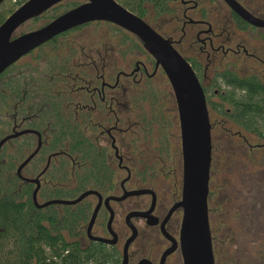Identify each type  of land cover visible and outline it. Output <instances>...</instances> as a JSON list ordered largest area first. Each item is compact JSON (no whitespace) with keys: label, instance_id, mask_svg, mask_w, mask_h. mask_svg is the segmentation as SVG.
Returning <instances> with one entry per match:
<instances>
[{"label":"flooded vegetation","instance_id":"1","mask_svg":"<svg viewBox=\"0 0 264 264\" xmlns=\"http://www.w3.org/2000/svg\"><path fill=\"white\" fill-rule=\"evenodd\" d=\"M65 1L68 0L33 19L58 11ZM115 1L129 10L121 0ZM219 1L222 10L216 9L217 0H161L165 7L158 12L150 0H144V15L129 11L169 40L190 64L205 93L207 109L221 116V122L229 126L227 134L242 138L244 131L254 135L258 142L249 147L264 152L261 118L262 112L264 115V26L248 22L224 0ZM235 1L253 17L264 20L263 7H252V0ZM84 2L73 3L77 6ZM151 10L159 16L174 14L176 26L169 34H163L145 20ZM93 25L113 27L123 35L122 44L130 51L128 54L137 53L139 58L120 67L114 56L117 46L106 43L102 34L93 39L89 31L83 32ZM79 31H82L80 37H74ZM141 55L145 58L141 59ZM24 57L29 60L16 66ZM5 71L0 76V111H4L8 121L0 137V141L8 137L0 146V179L4 189L11 185L8 178H13L19 201L29 198L38 212H54L61 220L69 212L71 218L60 230L63 238L78 242L82 249L101 247L111 251L117 264H123L124 246L133 226L136 236L127 248L126 264H139L143 259L157 264L171 245L161 231L164 220L165 232L179 238L182 207H175L170 214L169 211L181 200L183 156L178 109L171 88L180 137L179 165L173 164V156H178L177 142L173 147L169 134L165 133L171 122L166 118L167 107L162 104L163 93L153 81L158 74L167 77L142 41L111 22L90 21L55 35ZM131 87H139L138 95L130 93ZM206 93L217 95L218 100H210ZM245 102L252 108L256 103L260 113L251 116V121L247 115L238 121L237 113L245 111L242 106ZM208 114L210 182L215 122H211L209 111ZM242 139L248 143L246 138ZM10 143L15 147L8 151ZM149 177H162L163 182L156 186L148 182ZM170 177L174 180L166 181ZM262 180L261 174L257 185L261 193ZM136 190L148 192L129 194ZM85 192L91 193L75 204L40 206L51 200H74ZM123 195L126 196L120 198ZM144 197H148V204L142 203ZM209 197L210 189L207 203L211 233ZM153 203L150 216L157 218L156 225H148L147 218H128L132 212L147 211ZM139 224L153 231L147 237L154 241V252L150 254L141 252L138 240L143 236ZM134 244L138 250L132 253ZM175 253L181 257L179 246L166 257L164 264Z\"/></svg>","mask_w":264,"mask_h":264},{"label":"water","instance_id":"2","mask_svg":"<svg viewBox=\"0 0 264 264\" xmlns=\"http://www.w3.org/2000/svg\"><path fill=\"white\" fill-rule=\"evenodd\" d=\"M62 1L64 0H26L5 18L0 24V75L22 56L55 35L90 21H108L135 34L155 59L156 66H161L164 71L175 96L180 124L183 156L182 196L169 214L175 207H182V223L178 240L165 232V220L161 223L162 234L171 241V245L164 250L157 264H164L166 257L178 246L183 264H214L207 203L211 162V125L205 93L193 69L173 48L169 40L164 39L143 19L115 0H85L84 3L59 14L43 26L16 35V31L25 22ZM224 1L248 22L264 26V20L253 17L235 0ZM6 138L0 141V146ZM146 192L148 191L136 190L129 194L141 195ZM90 193L85 192L74 200H51L40 206L55 203L75 204ZM34 197L35 193H33ZM153 205L154 203L147 211L132 212L128 218L143 217L147 218L148 225H156L157 218L150 216ZM135 236L136 230L132 226V234L124 246L123 264H126L129 243ZM139 264L153 263L143 259Z\"/></svg>","mask_w":264,"mask_h":264},{"label":"rangeland","instance_id":"3","mask_svg":"<svg viewBox=\"0 0 264 264\" xmlns=\"http://www.w3.org/2000/svg\"><path fill=\"white\" fill-rule=\"evenodd\" d=\"M78 1H65L59 5V8ZM219 2L217 0L216 9H224ZM248 2L250 3V0ZM251 4L254 8L258 5L264 8V0H252ZM8 6L10 7L9 3H4L2 9H7ZM49 15L51 13L25 22L16 31V35L41 26L47 21V16ZM173 17L174 14L155 15L151 10L147 13L145 20L163 34H169L176 26ZM88 31L90 32L89 36L91 38L94 39L99 34H102L106 43L111 44V46H117V51L114 53V56L117 58L116 62L120 67H126L128 62L139 58L137 53L128 54L130 51L122 44L123 35L115 32L113 27L93 25L90 29L83 30V32ZM81 33L82 31H79L73 36L80 37ZM140 58L144 59L145 56L141 55ZM26 60H29V57L21 59L16 66ZM153 81L159 87L165 98V103L162 104L163 106L166 105V118L171 122V126L167 128L165 133L167 135L169 134L173 147L174 143L177 142L176 151L178 156H173V164L178 163L179 165V124L171 87L165 76L161 74H158ZM138 91L139 87H131L130 89V93H136V95H138ZM206 95L212 101L218 100L217 95L214 96L213 93H206ZM208 111L211 122H215L212 133L214 135L212 173L209 182V218L215 260L214 264H264V152L249 147V144L253 145L258 142L254 135L241 131L242 138H246L248 143L238 136H229L226 131V127L228 128L229 126L221 122V116L214 114L210 108H208ZM7 122L4 117V111H0V137L6 131L5 123ZM231 127H233V130H238V127L235 125ZM14 147L15 145L10 143L6 150L9 149L8 151H10ZM261 174L263 179L262 193L257 186L260 184ZM171 178L166 181H173L174 178ZM8 182L15 184L13 178L10 177L8 178ZM148 182H152L158 186L160 182H163V178L154 179V177H149ZM255 188H258V190L256 191ZM233 189L239 190V192L233 191ZM12 195L14 196V193ZM145 202L148 204V197L142 198V203ZM138 226L141 228L140 236H143L138 240V242H141V252L149 254L154 252V241H149V238H147L153 231L148 229L144 224H139ZM136 245H132L130 249L132 253L138 250ZM166 264H182L179 253L172 255Z\"/></svg>","mask_w":264,"mask_h":264},{"label":"trees","instance_id":"4","mask_svg":"<svg viewBox=\"0 0 264 264\" xmlns=\"http://www.w3.org/2000/svg\"><path fill=\"white\" fill-rule=\"evenodd\" d=\"M25 1L0 0V24ZM143 1L121 0L125 7L140 15H144ZM150 2L158 12L164 10L165 6L161 0ZM4 3H9L10 7L2 9ZM73 6L75 3L72 2L62 9L58 8V11L47 16V19L55 18L60 12ZM242 106L245 111L237 113L240 117L238 121H241L244 115L251 121V116L256 117L260 113L256 103L255 108H252L249 102L243 103ZM220 111L224 113L222 107ZM261 118L264 129L263 112ZM254 121L256 122L255 118ZM15 190V184L12 182L8 190H5L0 179V264H117L116 255L111 251L101 247L82 249L78 242H68L63 238L60 230L66 226L72 214L66 212L61 220L54 212H38L29 198L19 201Z\"/></svg>","mask_w":264,"mask_h":264},{"label":"built area","instance_id":"5","mask_svg":"<svg viewBox=\"0 0 264 264\" xmlns=\"http://www.w3.org/2000/svg\"><path fill=\"white\" fill-rule=\"evenodd\" d=\"M13 1H16V0H13Z\"/></svg>","mask_w":264,"mask_h":264}]
</instances>
